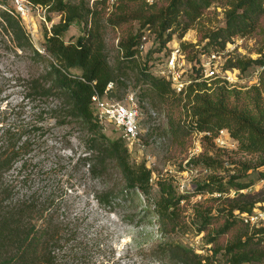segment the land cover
<instances>
[{
    "label": "trees",
    "instance_id": "16d2710c",
    "mask_svg": "<svg viewBox=\"0 0 264 264\" xmlns=\"http://www.w3.org/2000/svg\"><path fill=\"white\" fill-rule=\"evenodd\" d=\"M216 1L219 0H28L48 13L61 15L60 21L49 29L44 25L43 54L31 41L20 14L8 0H0V54L6 48L13 57L25 55L34 66L26 75L15 71L8 77L0 76V264H68L62 253L70 243L72 230L65 228L48 198L42 200L36 191L22 189L30 181L31 167L37 164L31 153L48 144V119L69 130L78 128L86 147L78 161L88 165L92 176L119 178L115 187L99 194L102 204L114 211L130 203L137 214L141 213L135 217L146 224L156 221L166 234L184 224L181 201L207 191L223 194L230 187L239 190L251 185V181L243 182L231 175L230 187H224L221 181L207 180L194 191L177 195L170 179H164L158 196L150 201L151 169L145 162L131 161L123 137L112 138L103 131L104 124L97 119L92 102L96 92L123 100L133 74L159 102L173 108L167 115L172 141L180 144L188 137L192 144L191 134L196 127L210 132L204 140H213L221 129L227 128L240 150L261 155L256 165L244 163L243 169H260V179L264 178V69L259 84L248 89L230 88L220 80L211 86L204 81L191 84L185 103L193 101L194 118L187 123L183 107L179 117L176 113L183 106L181 94L165 77L154 73V59L158 56L152 57L149 52L138 56L144 36L154 34L160 42L156 51L162 50L174 35L181 40L200 23L205 10ZM263 15L264 0H227L224 25L199 29L201 40H206L200 54L223 49L236 38L253 33ZM46 18L52 20L51 15ZM74 22L82 23L83 34L75 41H67L65 32ZM113 31L118 40L113 46L115 55H111L109 46ZM180 45L185 51L197 46L185 41ZM210 47L214 49L208 51ZM260 54L257 58H228L226 67L245 71L254 64L264 66V51ZM186 56L190 59L189 54ZM8 84L23 93L14 106L4 104ZM139 103L143 108L150 105L165 111L148 101ZM218 155L219 149L205 148L190 163L217 170L225 167ZM142 194L149 201L138 211ZM244 196L239 193L238 197L227 198L224 214L220 209L213 213V208L196 203L198 231L207 232L212 246L202 253L170 243L160 248V260L168 264H264V226L249 227L250 231L246 228L240 214L252 211L255 202L243 200ZM238 219L245 226L242 224L223 240Z\"/></svg>",
    "mask_w": 264,
    "mask_h": 264
},
{
    "label": "rangeland",
    "instance_id": "374dc122",
    "mask_svg": "<svg viewBox=\"0 0 264 264\" xmlns=\"http://www.w3.org/2000/svg\"><path fill=\"white\" fill-rule=\"evenodd\" d=\"M8 1L10 7L20 14L31 41L44 54V25L49 29L52 23L60 21L61 15L57 12L48 13L45 8L33 6L28 0ZM226 1L214 2L205 10L200 23L190 28L181 40L177 35H174V38L162 50L156 51L160 42L154 34L149 35L145 51L141 56H145L147 52L152 57L158 56L154 59L153 70L155 71L162 67L166 56L170 53L167 50L176 44H180L181 41L194 43L197 46L183 51L186 55H190V59L187 58L189 74H198V63L202 61L200 52L202 48H205L204 42L206 41L201 40L202 33L199 29L224 25ZM109 2L113 3L112 0ZM47 15H51V21L47 20ZM114 33L113 31L109 34V46L113 50L110 51L111 55L116 54V49L113 46L118 42L117 38H114ZM82 34V23L74 22L65 32L64 38L67 41H75ZM231 43V57H259L260 51H264V15L260 18L258 28L253 33L238 37ZM212 49L214 48L210 47L207 50ZM256 67L258 66L254 64L242 71L243 77L247 78V81L251 77V81H254V76L250 75ZM32 69L34 70V66L27 61L25 55L22 58L13 57L6 48L0 54V76L2 77H8L15 71L23 72L26 75ZM129 83L127 92L122 96L123 100L130 91H136L140 101H148L155 107L165 109L166 115H168L169 110L173 111V108L169 109L162 102H159L153 93L147 90L148 86L145 83L138 82L136 75H132ZM6 92L8 96L4 104L14 106L21 101L22 91L8 84ZM182 107L180 111L174 109L178 117L182 114ZM47 121L50 122V127L45 136L48 139V144L41 146L39 151L31 153L30 156L35 157L33 162H37V164L31 167V171H29L31 174L30 181L22 189L24 191H36L42 200L48 198L51 208L53 211L56 210L60 219L63 220L65 228L72 230L70 243L66 247V251L62 253V258L68 264H168L160 260V248L164 245L181 244L192 249L202 250V253L208 252L212 246L208 242L207 232L199 233L198 231L194 210L196 203L202 204L204 208L205 206L213 208V213H217V209H220L224 214L226 213L224 209L227 207L225 206L226 199L238 197L239 193H243L245 195L242 197L243 200L255 202L254 208L264 209V178L260 179V169L248 171L243 169L244 163L256 165L261 156L259 153H247L240 150L237 141L232 138L225 137L221 144L203 138L202 150L205 148L212 149V147L219 149L218 157L224 161L225 167L211 170L206 169L203 164H198V167L187 164L188 168H185L183 160L187 155L191 141L188 137H184L180 144L172 141V134L167 128L169 123L167 117L164 125L152 128L150 132L143 135L138 144L129 148L131 161L135 163L145 162L152 171L151 176L155 175L150 201L158 196L159 184L164 179H170L177 195L185 194L181 188L182 184L192 186L194 191L198 184L201 185L207 180L221 181L224 187H230L231 175H236L243 182L251 181V185L239 190L230 187L223 194L207 191L193 196L189 200L181 201L184 224L176 231L166 234L160 230L156 221L146 224L141 222L139 217H135L141 213L137 214L130 203L118 206L114 211L102 204L98 199L99 194L115 187L119 178L116 179L115 176H111L103 179L92 176L88 172V165L84 161H78L79 157L84 155L86 148L78 128L72 127L69 130L56 125L53 119ZM103 131L112 138L121 137V132L112 123H104ZM162 135H167V141L158 144L157 139ZM140 197L142 204L139 205L138 211L142 210L149 201L144 194ZM242 224L238 219L223 240L231 237ZM261 226L264 224L259 227ZM249 227L246 225L248 230ZM257 227L254 226L253 228Z\"/></svg>",
    "mask_w": 264,
    "mask_h": 264
},
{
    "label": "built area",
    "instance_id": "2783aa9c",
    "mask_svg": "<svg viewBox=\"0 0 264 264\" xmlns=\"http://www.w3.org/2000/svg\"><path fill=\"white\" fill-rule=\"evenodd\" d=\"M115 0H112L114 2ZM147 36L143 37V41L139 47V55H141L146 48ZM231 45L229 42L225 48L212 50L208 53H201L202 61L198 63L199 73L194 74L198 78H194L187 69L188 60L185 52L180 44L174 45L161 68L155 70L154 73L158 76L165 77L173 87V89L181 94L183 98V112L184 121L190 123L193 120V112L191 103H185L189 96V86L197 81H204L208 86H211L214 81L220 80L221 83L228 87H236L240 89H248L253 85L259 84L260 74L264 66L256 67L251 71L250 76H254V81H247L243 77L240 69L227 68L226 62L231 57ZM41 50V49H40ZM43 52V50H41ZM251 81V82H250ZM250 82V83H249ZM112 84L109 85L111 87ZM108 87V88H109ZM193 95L191 94V97ZM92 102L95 114L100 123H112L116 129L121 132V137L125 139L129 148L138 144L145 133L150 132L154 127H160L167 121L165 111H160L153 106L147 105L143 108L139 103V98L136 91H130L124 100H116L108 96H102L99 93L92 95ZM205 135H210L209 131L194 128L191 134L192 144L188 150V156L183 160L184 165L190 163V159L196 157L202 152V142ZM226 138H232L230 131L227 128L221 129L213 138L214 142L221 144ZM167 135H162L157 139V143H165ZM168 170V168H166ZM192 170V169H191ZM154 173V172H153ZM155 175L150 177V182L153 184ZM182 191L189 193L193 191L192 186L182 184ZM243 222L250 226H260L264 224V209L254 208V211L243 212L240 214ZM264 241V239H263Z\"/></svg>",
    "mask_w": 264,
    "mask_h": 264
}]
</instances>
